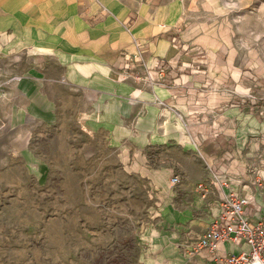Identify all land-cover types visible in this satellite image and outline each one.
<instances>
[{"label": "crops", "instance_id": "obj_1", "mask_svg": "<svg viewBox=\"0 0 264 264\" xmlns=\"http://www.w3.org/2000/svg\"><path fill=\"white\" fill-rule=\"evenodd\" d=\"M185 4L0 0V116L9 127L47 121L51 89L65 86L89 133L122 149L178 151L191 165L173 208L142 228L146 264H211L196 244L230 192L255 195L245 213L264 216V113L235 102V78L215 75L208 43L184 26ZM247 249L225 242L221 253Z\"/></svg>", "mask_w": 264, "mask_h": 264}, {"label": "rangeland", "instance_id": "obj_2", "mask_svg": "<svg viewBox=\"0 0 264 264\" xmlns=\"http://www.w3.org/2000/svg\"><path fill=\"white\" fill-rule=\"evenodd\" d=\"M185 3L184 26L208 43L215 75L235 78V102L264 113V0ZM49 95L47 121L26 132L0 116V264H146L142 228L173 208L171 178L191 165L167 148L111 146L85 129L77 93Z\"/></svg>", "mask_w": 264, "mask_h": 264}, {"label": "built area", "instance_id": "obj_3", "mask_svg": "<svg viewBox=\"0 0 264 264\" xmlns=\"http://www.w3.org/2000/svg\"><path fill=\"white\" fill-rule=\"evenodd\" d=\"M150 74V71H146V74L128 73L125 76L132 75V78L141 81L149 78ZM178 182H180L179 176L175 175L171 178L172 184ZM200 186L204 188V185ZM254 199L255 195H235L232 192L222 198L219 214L196 244L197 251L211 252V264H264V216L253 222L245 213V207ZM225 242L233 244L244 242L248 245V249L237 253H221Z\"/></svg>", "mask_w": 264, "mask_h": 264}]
</instances>
